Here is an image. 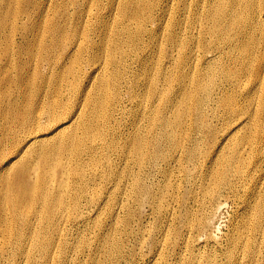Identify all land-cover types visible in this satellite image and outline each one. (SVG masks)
Wrapping results in <instances>:
<instances>
[{"label":"bare ground","instance_id":"bare-ground-1","mask_svg":"<svg viewBox=\"0 0 264 264\" xmlns=\"http://www.w3.org/2000/svg\"><path fill=\"white\" fill-rule=\"evenodd\" d=\"M169 254L264 264V0H0V264Z\"/></svg>","mask_w":264,"mask_h":264},{"label":"rangeland","instance_id":"rangeland-1","mask_svg":"<svg viewBox=\"0 0 264 264\" xmlns=\"http://www.w3.org/2000/svg\"><path fill=\"white\" fill-rule=\"evenodd\" d=\"M220 210L221 211H219L218 214L215 217L214 225H215V227L217 229L216 230L217 231V235L219 237H222V243L224 244L225 243L224 242V235L229 230V221H230L231 216H232V210H231V208L228 205L223 206ZM144 224L146 226H151L153 224V218L152 217H149L147 220H145ZM116 236H118V235H116ZM139 237L140 236H138V238ZM138 238H137V236H134L133 237V239H132L133 244L136 243V240ZM208 245H204L201 248H199L200 249V252H203V253L210 252L211 250H209L207 247H205V246H208ZM217 252L219 254H222V250H220V249ZM95 254H96V252L93 251V250H90V251L87 252V256L88 257H94ZM215 256H216V254H215ZM176 258H177L176 256H173V255H170L169 254V255L166 256L165 259L167 260L168 264H175ZM216 258H217V256H216ZM225 260L226 259H224V257L221 255L220 256V259H217V262H218V264H226ZM87 264H92V260H90L89 262H87ZM154 264H157V262L154 263Z\"/></svg>","mask_w":264,"mask_h":264}]
</instances>
